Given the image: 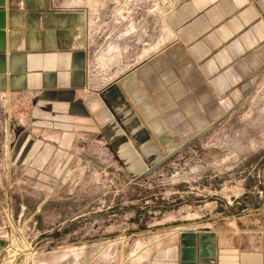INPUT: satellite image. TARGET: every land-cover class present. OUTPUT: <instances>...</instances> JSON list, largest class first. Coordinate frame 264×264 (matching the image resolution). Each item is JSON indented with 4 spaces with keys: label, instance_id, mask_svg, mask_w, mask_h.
<instances>
[{
    "label": "rangeland",
    "instance_id": "374dc122",
    "mask_svg": "<svg viewBox=\"0 0 264 264\" xmlns=\"http://www.w3.org/2000/svg\"><path fill=\"white\" fill-rule=\"evenodd\" d=\"M54 2L89 13L86 72L98 95L168 45L174 0ZM29 96H0V264L143 263L185 229L264 231V71L195 134L173 122L172 139H140L114 113L118 123L91 124L65 154L33 135ZM117 133L132 136L127 151L113 148Z\"/></svg>",
    "mask_w": 264,
    "mask_h": 264
},
{
    "label": "crops",
    "instance_id": "0c3cea01",
    "mask_svg": "<svg viewBox=\"0 0 264 264\" xmlns=\"http://www.w3.org/2000/svg\"><path fill=\"white\" fill-rule=\"evenodd\" d=\"M89 22L85 8L54 0H0V96L30 95L33 135L62 154L91 124L118 123L114 113L140 128V139H172L173 122L195 134L221 117L220 100L233 106L264 71V0H174L165 16L168 45L100 95L86 72ZM130 137L117 133L113 148L127 151ZM174 238L155 258L134 264H264V231L198 227Z\"/></svg>",
    "mask_w": 264,
    "mask_h": 264
}]
</instances>
